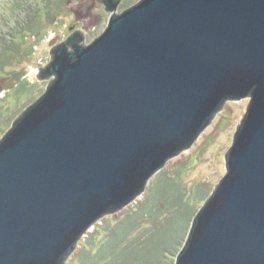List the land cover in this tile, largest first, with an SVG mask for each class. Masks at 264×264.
<instances>
[{
	"label": "water",
	"instance_id": "obj_1",
	"mask_svg": "<svg viewBox=\"0 0 264 264\" xmlns=\"http://www.w3.org/2000/svg\"><path fill=\"white\" fill-rule=\"evenodd\" d=\"M0 139V264H65L226 102L248 100L174 264H264V0H99ZM50 80V81H49Z\"/></svg>",
	"mask_w": 264,
	"mask_h": 264
},
{
	"label": "rangeland",
	"instance_id": "obj_2",
	"mask_svg": "<svg viewBox=\"0 0 264 264\" xmlns=\"http://www.w3.org/2000/svg\"><path fill=\"white\" fill-rule=\"evenodd\" d=\"M137 1L122 0L115 13ZM108 17L99 0H0V63L4 64L0 69V139L12 121L44 93L48 81L39 82L36 76L50 62V50L73 31L84 32L90 43L102 34ZM247 104V99L226 102L194 143L167 161L133 203L103 216L89 229L65 264H78V251L90 234H98L99 242L104 235L98 233V228L134 212L149 197L161 216L150 218L146 224L155 236L142 245L137 257L158 250L156 259L145 264H174L192 218L225 173L223 155ZM166 189L169 200L159 203L160 192ZM136 228L132 236L144 233L139 222ZM135 241L128 240L124 248L118 244L116 250L123 253L118 255L119 264H129L132 251L125 247ZM95 261L106 264V260Z\"/></svg>",
	"mask_w": 264,
	"mask_h": 264
},
{
	"label": "trees",
	"instance_id": "obj_3",
	"mask_svg": "<svg viewBox=\"0 0 264 264\" xmlns=\"http://www.w3.org/2000/svg\"><path fill=\"white\" fill-rule=\"evenodd\" d=\"M2 67H4V64L0 63V69H2ZM167 189L160 192L161 196L159 203L169 200ZM160 216L161 215L158 213L157 205L153 204L152 198L149 197L147 202L142 204L134 212L124 215V217L120 220L107 221L100 229L98 228V233L104 235L99 242L98 234H90L89 238L87 240H84L82 247L78 251L77 263L96 264L95 259L98 258L101 260H106V264H119L117 262L118 255H121L123 253L122 251L118 252L116 250V247L119 248L118 244L122 243L124 248L125 242H127L128 240L131 241L133 239L136 240L135 243L129 244L125 247L132 251L130 259L128 261L129 264H145L147 260H155L158 256V250H154L144 257H137V254H139V251H141L140 249L142 245L145 242L150 241V236H155L152 233L151 228H149V226H147L146 224L148 223L150 218L156 219L160 218ZM165 218L166 217H163L162 219ZM138 222L144 233H140L139 235L135 234V236H132L133 233H135L137 230L136 223ZM155 246L156 245L153 244V248ZM113 258L114 260H112Z\"/></svg>",
	"mask_w": 264,
	"mask_h": 264
}]
</instances>
